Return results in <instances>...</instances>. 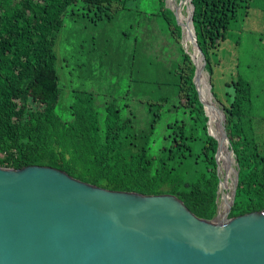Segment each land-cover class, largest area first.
I'll list each match as a JSON object with an SVG mask.
<instances>
[{
  "label": "trees",
  "instance_id": "1",
  "mask_svg": "<svg viewBox=\"0 0 264 264\" xmlns=\"http://www.w3.org/2000/svg\"><path fill=\"white\" fill-rule=\"evenodd\" d=\"M127 1L0 0V166L49 165L108 189L173 193L192 213L212 219L220 180L217 141L207 131L208 117L192 81L195 66L188 53L178 66L176 101L166 108L179 115L159 131L160 107L149 105V128L129 132L132 115L121 119L118 106L108 104L100 114L90 94L68 91L63 96L54 43L65 15L109 19ZM241 1L192 0V23L211 92L218 63L212 57ZM225 84V101L219 103L238 168L231 217L264 209V117L251 112L248 81L238 77ZM66 100L70 115L65 119L56 108Z\"/></svg>",
  "mask_w": 264,
  "mask_h": 264
},
{
  "label": "water",
  "instance_id": "2",
  "mask_svg": "<svg viewBox=\"0 0 264 264\" xmlns=\"http://www.w3.org/2000/svg\"><path fill=\"white\" fill-rule=\"evenodd\" d=\"M186 1L190 41L201 55V68L185 51L195 66L192 81L208 122L196 80L205 58L192 23L194 6ZM174 14L184 34L186 23ZM216 109L225 120L221 129L229 153L226 115ZM207 131L217 141L219 175L220 144ZM235 164L230 201L222 215L218 205L212 219L195 215L173 193L108 189L49 165L0 166V264H264V209L228 216L238 182Z\"/></svg>",
  "mask_w": 264,
  "mask_h": 264
},
{
  "label": "rangeland",
  "instance_id": "3",
  "mask_svg": "<svg viewBox=\"0 0 264 264\" xmlns=\"http://www.w3.org/2000/svg\"><path fill=\"white\" fill-rule=\"evenodd\" d=\"M125 6L113 17L97 21L85 15L75 18L65 15L54 43L57 70L66 89L62 93L64 97L68 91L92 95V105L100 114L108 104L118 106L121 119L132 115V124L126 129L129 132L149 128L152 115L149 105L160 107L159 131L167 120L179 115L166 108H173L171 105L178 95L177 70L183 53H193L189 31L180 37L177 34L176 25L180 26L173 8L179 7L186 18L187 1L129 0ZM214 59L218 63L213 66L212 92L209 74L203 70L210 92L207 94L213 103L221 108L228 89L225 82L241 77L251 86V112L264 117V0L240 2ZM203 88L204 80H201L199 89ZM67 102H60L56 108L65 119L70 115ZM210 123L209 119L207 128L211 133H217L218 126H225L221 118L213 127ZM229 156L231 161L226 168H221L218 160L220 178L224 181L226 176L228 184L219 190L220 215L230 201L231 165H236L233 151Z\"/></svg>",
  "mask_w": 264,
  "mask_h": 264
},
{
  "label": "bare ground",
  "instance_id": "4",
  "mask_svg": "<svg viewBox=\"0 0 264 264\" xmlns=\"http://www.w3.org/2000/svg\"><path fill=\"white\" fill-rule=\"evenodd\" d=\"M173 8L175 9V13H176V15H178L179 20L182 23L185 24L186 23V20H187V17L185 18V16L182 15L179 7L176 8V6H173ZM180 15H182V16H180ZM184 30H185L184 31V34H186V31H189L187 23L184 25ZM187 35H189V37H190V31L187 33ZM192 51H193V56L196 59L197 66L201 68V60H202L201 59V55L198 54V52L196 50L194 51L193 50V47H192ZM203 73H204L203 71L201 73H199L198 76H197V78H196V80H197L198 89H199V81L204 80V88H203L202 91L199 89V93H200V95L202 97V101L204 102L205 109H206V111L208 113V116H209V119L211 121L210 126L213 127V123L217 119H219V115H218L219 113L216 111L217 110L216 109V106L213 104V101L211 100V98L207 94V89H208V86L207 85L208 84L206 83V80H205V77H204V74ZM211 130L214 131V128L213 129L211 128ZM215 130H216L217 133H213V134L218 138V141H219V144H220V149H219V152H218V155H217L218 156V160H221L220 161V167L221 168H224V167L226 168L227 167V164L231 161V159H230L229 153H227L224 150V143H225L224 141H225V139H224L223 131H222V129H221L220 126H218V128L215 129ZM225 178H226V176H225ZM227 185H228L227 184V181H225V182L223 181L221 183V188H225ZM224 204H225V202H223L222 205H224ZM222 205L220 206V209L222 208Z\"/></svg>",
  "mask_w": 264,
  "mask_h": 264
}]
</instances>
